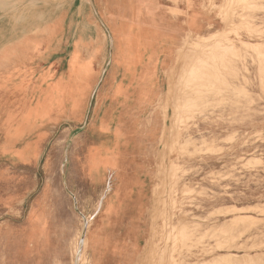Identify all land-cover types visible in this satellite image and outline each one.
<instances>
[{"label":"rangeland","instance_id":"rangeland-1","mask_svg":"<svg viewBox=\"0 0 264 264\" xmlns=\"http://www.w3.org/2000/svg\"><path fill=\"white\" fill-rule=\"evenodd\" d=\"M205 1V12L216 25L202 35L208 40L200 42L213 45L221 40L229 48L215 49L207 57L196 47L185 50L182 42L183 52L190 57L179 60L176 52L171 67L161 74V126L149 122L144 131L153 136L160 129L161 135L148 154L131 144L137 136L127 130L134 127L116 122L118 112L109 119L105 111L99 131L90 133L93 96L89 88L95 75L90 73L91 57L83 64L73 57L67 82L61 85L58 80L47 90L50 99L45 101L51 110L34 124L28 136L33 148L24 159L16 152L20 143L15 147L5 142H12L15 126L21 125L18 135L30 133L25 120L43 114V101L36 106L16 101L0 105L8 112L0 131V264H71L72 245L83 224L79 214L88 220L89 256L96 248L106 253L91 264H111V253L119 257L115 264H210L223 258L226 262L220 264H264V0ZM85 2L92 9L93 0ZM6 6L1 2L0 10ZM104 15L111 28L109 13ZM118 40L119 63L129 71L134 43L122 32ZM109 52L107 39L103 71L109 65ZM200 55L205 62L194 64ZM115 145L122 153L121 172L127 166L129 178L139 174L142 195L138 204L134 198L119 201L122 194L136 189L129 185L126 192L121 181L106 194L104 220L116 221L115 207L121 205L120 225L114 226L107 245L100 239L105 229L97 226L101 213L95 209L114 179L105 182L108 168L98 164L96 154ZM97 170L104 175L100 177ZM237 208L241 212L232 211ZM128 224L130 239L125 237Z\"/></svg>","mask_w":264,"mask_h":264},{"label":"crops","instance_id":"crops-1","mask_svg":"<svg viewBox=\"0 0 264 264\" xmlns=\"http://www.w3.org/2000/svg\"><path fill=\"white\" fill-rule=\"evenodd\" d=\"M1 2L7 6L0 10V105L18 102L36 106L39 100L43 101V114L25 120L33 132L37 120L46 118L51 110L45 101L50 99L47 90L58 80L61 85L67 82L71 59L77 58L83 64L92 57L90 73L95 75L89 88L93 96L90 133L99 131L98 123L105 111L109 119L118 112L114 120L127 129L134 127L127 130L137 136L130 139L131 144L146 149V154L157 146L161 135L160 129L153 136L144 132L146 123L161 126V74L171 67L188 36L205 35L216 25L205 12V0H145L140 13L137 0H93L92 9H87L85 0ZM130 2L129 8L126 4ZM105 12L109 13L111 28ZM120 32L129 35L134 43V62L129 71L119 63ZM107 39L109 65L103 71ZM105 105L109 106L103 110ZM7 114L0 110V131L4 130L2 123ZM16 130L21 131V125L15 126ZM123 169L119 176L140 188L137 175L129 178L127 166ZM122 198H134L136 204L141 201L134 193L122 194L119 201Z\"/></svg>","mask_w":264,"mask_h":264},{"label":"bare ground","instance_id":"bare-ground-1","mask_svg":"<svg viewBox=\"0 0 264 264\" xmlns=\"http://www.w3.org/2000/svg\"><path fill=\"white\" fill-rule=\"evenodd\" d=\"M210 1V0H209ZM247 2V1H246ZM245 2V3H246ZM186 3V2H185ZM236 3H237V1H236ZM137 4L138 5H141V6H139V8L140 9H142V6H144L145 5V0H137ZM203 4V3H202ZM209 4V3H208ZM231 4V3H230ZM241 5V4H240ZM243 5V4H242ZM202 6V5H201ZM208 6V5H207ZM213 6V5H212ZM212 6H211V8H212ZM230 6V5H229ZM252 6V5H251ZM250 5H249V8L251 7ZM256 6V5H255ZM214 7H216V6H214ZM219 7V6H218ZM217 7V8H218ZM254 7V6H253ZM210 8V9H211ZM252 8V7H251ZM262 8V7H261ZM223 9V8H222ZM187 10V9H186ZM228 10V9H227ZM142 11V10H141ZM140 10H138V13H140L141 12ZM226 13V12H225ZM225 13H223V14H225ZM187 14V13H186ZM218 14H221L220 12L218 13ZM228 14V13H227ZM221 16V15H220ZM224 16V15H223ZM233 16V15H232ZM231 16V17H232ZM226 17V16H225ZM227 18V17H226ZM227 22V21H226ZM247 23V22H246ZM110 25V24H109ZM231 25V24H230ZM247 27V26H246ZM245 27V28H246ZM250 28V27H249ZM11 30V29H10ZM88 30H90V29H88ZM247 30V29H246ZM249 30V29H248ZM253 31V30H252ZM230 32V31H229ZM228 32V33H229ZM248 33V32H247ZM220 34H222V33H220ZM224 34V33H223ZM230 34V33H229ZM262 34V33H261ZM212 36V35H211ZM214 36H216V35H214ZM219 36V35H218ZM218 36H216V37H218ZM221 36V35H220ZM219 36V37H220ZM225 36V35H224ZM124 37V36H123ZM193 38H195L197 41H199L198 43H196L195 41H192L191 39H193ZM211 38V37H210ZM214 38V37H213ZM225 38H227V37H225ZM218 39V38H217ZM221 39V38H220ZM205 41V40H208L207 38H205V37H202V36H194V37H191V36H188L185 40H184V46H185V50H187V49H192L191 48V46L193 47V48H195L196 47V49L198 48V50H197V52L199 51V50H202L201 52L203 53V55L204 56H207V55H211V53L213 52V51H215V49H221L222 47H225V48H229V45H222L221 43V40L219 41V44H218V42H216L215 40V42L216 43H214L213 45L211 44H208L207 42H204V43H202V42H200V41ZM218 41V40H217ZM229 41V40H228ZM225 42V41H224ZM228 43V42H227ZM226 43V44H227ZM230 43V42H229ZM241 43H243V42H241ZM198 44V45H197ZM245 44V43H244ZM247 45V44H246ZM248 46V45H247ZM256 46H257V44H256ZM231 47V46H230ZM250 47V46H249ZM264 47V46H263ZM256 48V47H255ZM231 49V48H230ZM247 49V48H246ZM249 49V48H248ZM252 49V48H251ZM222 50V49H221ZM262 50V49H261ZM191 51V50H190ZM195 50L193 49V52H194ZM212 51V52H211ZM192 52V51H191ZM196 52V53H197ZM200 52V53H201ZM225 52V51H224ZM261 53V52H260ZM192 54V53H191ZM193 54H195V52L193 53ZM198 54V53H197ZM196 54V55H197ZM233 54V53H232ZM202 55V54H201ZM201 55H200V57H195V59H194V61H193V63L194 64H202L203 62H205L204 60H207L206 58L208 57H204L203 55V59H201L202 57H201ZM193 56V55H192ZM195 56V55H194ZM193 56V57H194ZM198 56H199V54H198ZM249 56H250V54H249ZM186 57L188 58V57H190L189 55H187L185 52H183V50H182V47L181 48H179L178 49V51H177V59H181V60H185L186 59ZM90 58V57H89ZM92 58V57H91ZM211 60H212V58H210ZM236 59V58H235ZM261 60V59H260ZM192 61V59L190 60V62ZM253 61V60H252ZM262 61V60H261ZM190 62H188V64L190 63ZM211 62V61H210ZM213 62V61H212ZM192 63V62H191ZM190 63V64H191ZM208 63V62H207ZM87 65H89L90 64V60L88 59V61H87V63H86ZM181 64H183V62L181 63L180 62V66H181ZM193 64V65H194ZM211 64V63H210ZM216 64V63H215ZM192 65V64H191ZM132 66V65H131ZM187 67V66H186ZM189 67H190V65H189ZM203 67V66H202ZM214 67V66H213ZM131 68V67H130ZM188 68V67H187ZM192 68H194L193 66L190 68L191 70V73H194V70L192 69ZM204 68V67H203ZM204 70V69H203ZM184 71H186V70H184ZM264 71V70H263ZM196 72V71H195ZM185 74H186V72H185ZM187 74H189V73H187ZM215 74V73H214ZM192 75V74H191ZM194 76H195V74H194ZM193 76V77H194ZM200 78L202 79V77L200 76ZM255 78V77H254ZM204 81V80H203ZM262 82V81H261ZM247 83V82H246ZM251 83V82H250ZM263 83V82H262ZM262 83H261V85H262ZM191 84V83H190ZM183 89H184V87H183ZM234 90V89H233ZM219 94V93H218ZM236 94H238V93H236ZM239 95V94H238ZM259 96V95H258ZM260 98V97H259ZM74 99V98H73ZM79 104V103H78ZM184 107V106H183ZM196 108V107H195ZM184 109V108H183ZM183 111V110H182ZM182 111H180V113L182 112ZM184 112V111H183ZM182 112V113H183ZM187 113V112H186ZM264 113V112H263ZM179 115H181V114H179ZM190 118V117H189ZM181 119H182V117H181ZM185 119H186V117H185ZM180 120V119H179ZM178 120V121H179ZM187 120V119H186ZM193 120V119H192ZM182 121V120H181ZM184 121V120H183ZM185 123V122H184ZM1 124V123H0ZM180 124V123H179ZM183 124V123H182ZM186 125V124H185ZM17 132L16 133H14L13 135H11V136H13V139H12V142H10L9 140H6V142L5 143H7L8 145H11L12 143L14 144V145H16L15 147H18V144L17 143H20L19 144V146L21 147V148H19L16 152L17 153H20L21 154V158H26V157H28L30 154H31V151H32V148H33V142L31 141V140H28V136L29 137H31L32 136V134H33V132H32V130L30 129V133H26L25 135H18L17 133H19V134H22V132L20 131V130H16ZM28 134V135H27ZM22 136V137H21ZM232 138V137H231ZM231 138H229V139H231ZM27 139V140H26ZM190 139V138H189ZM116 141H118V138L116 137ZM202 141V140H201ZM206 144V143H205ZM204 144V145H205ZM96 150V149H95ZM117 150H118V152H117ZM136 149H134V151H135ZM261 150V149H260ZM133 150L131 151V153L132 152H134ZM195 151V150H194ZM95 152V151H94ZM98 152V151H97ZM96 153V152H95ZM94 153V154H95ZM65 154V153H64ZM121 154L122 153H120V147L118 146V145H115V147H113L112 149H110V147L109 146H107L106 148H105V151L102 153V154H100V153H97L96 154V159L98 160V164L99 165H101V164H103V166H104V169H105V167H106V169L108 168V170H107V173H106V175H108L107 177H106V179H105V182H108V184H110L111 183V181H112V179H114L113 181L115 182V184H114V182L112 181V183H113V187H111V190H110V188L108 187L107 189H108V191L106 192V191H104V192H102L101 193V195H100V197H99V199H98V201H97V206H96V211L99 213H101V216H99L98 218H97V222H99V223H97V226H99V227H101L102 226V228L103 229H105V230H102V232H101V235H100V239H103V242H107V245H108V243H110L111 242V239L113 238L112 237V235H113V229H114V226L116 225V226H118V225H120L119 223H120V221H121V213H120V208H121V205H116V207H115V211L117 212V213H119V216H116V221L115 220H111V221H108V220H104L103 218H104V213H103V210H104V208H103V201H104V199H105V196H107L106 194L107 193H110L115 187H116V185H119V181H121L123 184V186H124V189L126 190V192H127V189H128V187H129V183H125L124 184V179L122 178V177H120L119 175H120V172H121V169H120V167H119V165H118V161H119V158H120V156H121ZM66 155V154H65ZM89 158H90V160L92 159V160H94V157H92L91 155L89 156ZM243 159V158H242ZM251 159H253V158H251ZM254 160V159H253ZM248 161V160H247ZM250 161V160H249ZM92 162V161H91ZM261 162V161H260ZM259 162V163H260ZM90 163V162H89ZM249 163V162H248ZM92 165V164H91ZM252 165V164H251ZM98 167V166H97ZM100 168V167H99ZM98 169V168H97ZM104 169H102V170H104ZM102 170H97L96 172L98 173V175H100V177H102L103 175H104V173L102 172ZM101 173H103V175L101 174ZM137 176L135 177L137 180H139L140 178H139V175L138 174H136ZM113 177V178H112ZM100 179V178H99ZM98 182V181H97ZM65 185V184H64ZM139 185V184H138ZM112 186V185H111ZM121 186V185H120ZM131 186V185H130ZM140 186V185H139ZM116 188H118V186L116 187ZM106 189V190H107ZM140 190H141V188H136L135 190H132L133 192H131V193H135L136 194V196L138 195V197H140L141 198V192H140ZM117 191V190H116ZM68 192V191H67ZM120 193V192H119ZM143 193V192H142ZM116 194H117V192H116ZM121 194V193H120ZM130 194V192L128 191V193H126V194H124V195H129ZM108 197V196H107ZM106 197V198H107ZM72 198V197H71ZM80 199V198H79ZM107 202V201H106ZM74 206V205H73ZM103 208V209H102ZM196 209H197V207H196ZM241 210L242 209H239V208H237L236 210L234 209V210H232V211H236V212H241ZM263 211V210H262ZM103 213V214H102ZM116 214V213H115ZM259 214V213H258ZM264 214V213H263ZM80 215V217L82 218V221H83V224H82V228H81V230L80 231H78L77 233H76V240H75V242L73 243V245H72V249H71V254H72V263L71 264H79V263H82V264H84V263H86V261L89 263V264H91V263H93L94 262V260H99V259H101L102 258V256L104 257V255L106 254H104L102 251H101V249H99V248H96L95 249V253H94V256H92V257H90L89 255V240H90V238H87V235H86V232H87V221H86V219L85 218H83L82 217V215L81 214H79ZM256 215V214H255ZM29 216H31V214L29 215ZM115 218V216L112 218V219H114ZM239 218V217H238ZM95 219V218H94ZM254 219V218H253ZM230 220V219H229ZM233 220V219H232ZM107 221V223H105ZM237 221V220H236ZM243 221H245V220H243ZM255 221V220H254ZM239 222V221H238ZM241 222H242V220H241ZM251 222V221H250ZM94 223V222H93ZM199 225V224H198ZM250 226H251V224H250ZM250 226H249V228H250ZM106 227L108 228V229H106ZM255 227V226H254ZM130 228H132V226L130 225V224H128V228H127V230H126V232H125V237L127 238H129V237H131L130 236V234H129V232L131 231L130 230ZM176 228V227H175ZM264 228V227H263ZM83 229V230H82ZM211 229V228H210ZM209 229V230H210ZM235 229V228H234ZM209 230H207V231H209ZM247 230V229H246ZM91 231H92V229H91ZM104 231V232H103ZM109 231V232H108ZM220 231H221V236H223L224 237V230H222V229H220ZM236 231H237V229H236ZM81 232H82V234H81ZM105 232H107V233H105ZM214 232H216V231H214ZM213 232V233H214ZM111 233V234H110ZM245 233V232H244ZM104 234H109V235H104ZM262 234H264V233H262ZM196 235H198V233L196 234ZM206 235V234H205ZM169 236V235H168ZM176 236V235H175ZM174 236V237H175ZM242 236H244V235H242ZM261 236H264V235H261ZM184 237V236H183ZM210 237V236H209ZM208 237V238H209ZM240 238H241V236H239ZM255 237V236H254ZM257 237V236H256ZM173 238V237H172ZM182 238V237H181ZM180 238V239H181ZM204 238H206V236L204 237ZM212 238V237H211ZM240 238H238V239H240ZM261 238V237H260ZM259 238V239H260ZM130 239V238H129ZM174 239V238H173ZM217 239V238H216ZM229 239V238H228ZM233 239V238H232ZM231 239V240H232ZM167 240H170V237H168V239ZM195 240H196V238H195ZM222 240V239H221ZM257 240V239H256ZM96 241V240H95ZM98 241V240H97ZM173 241V240H172ZM230 241V240H229ZM259 241V240H258ZM174 242H175V240H174ZM232 242V241H231ZM255 242V241H254ZM0 244H2V243H0ZM246 244V243H245ZM259 244H260V242H259ZM110 245H111V243H110ZM109 245V246H110ZM200 245V244H199ZM240 245V244H239ZM256 245V244H255ZM173 246V245H172ZM216 246V245H215ZM227 246H228V244H227ZM243 246V245H242ZM104 247V246H103ZM218 247H220V244H218ZM252 247V246H251ZM262 247H264V246H262ZM149 249V248H148ZM174 249V248H173ZM228 249V248H227ZM201 250V249H200ZM252 250V249H251ZM164 252V251H163ZM188 252V251H187ZM2 253V246L0 245V254ZM93 254V253H92ZM172 254V253H171ZM254 255V254H253ZM257 255V254H256ZM111 257H109V262L111 263V264H115L118 260H119V257L114 253H111V255H110ZM248 256V255H247ZM106 257H108L107 255H106ZM177 257H178V255H177ZM222 257V256H221ZM229 257V256H228ZM249 257V256H248ZM110 258H111V260H110ZM172 258V257H171ZM235 258V257H234ZM233 258V259H234ZM165 259V258H164ZM229 259V258H228ZM228 259H226V260H228ZM161 260H163V259H161ZM231 260V259H230ZM252 260V259H251ZM127 261H128V259H127ZM222 261H225V259L223 258L222 260H216V261H214V262H212V263H210V264H220V262H222ZM233 261V260H232ZM253 261V260H252ZM208 262V261H207ZM226 262V261H225ZM224 263V262H223ZM236 263H237V261H236ZM99 264V263H98Z\"/></svg>","mask_w":264,"mask_h":264}]
</instances>
